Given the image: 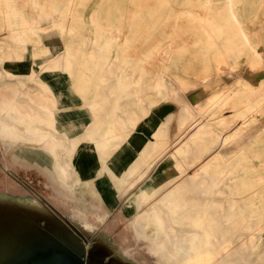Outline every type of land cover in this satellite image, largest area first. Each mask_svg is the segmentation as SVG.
Listing matches in <instances>:
<instances>
[{"label":"bare ground","instance_id":"obj_1","mask_svg":"<svg viewBox=\"0 0 264 264\" xmlns=\"http://www.w3.org/2000/svg\"><path fill=\"white\" fill-rule=\"evenodd\" d=\"M13 1L0 0V21L9 30L11 38L2 40L3 44L0 42V50L4 48L6 56L14 52L20 57L26 51V46L21 45L16 48L10 42L20 43L21 40H29L34 46L37 45L35 47L38 48V52L47 53L49 50L43 46L39 36V33L46 31V28L37 25L36 20L20 14L13 6ZM122 1L121 18L126 21L127 29L122 41L115 48L122 56L106 61L104 66L108 70L125 66L128 62L126 61L128 52L131 54L129 63L133 71L137 72L143 68L153 69L156 77L150 81L151 106L175 95L174 90H169V83L165 78L170 71L191 74L199 80L212 76L214 71L234 70L242 61L253 71L264 63L262 36L257 29L248 26L250 14L253 12L255 15L258 12V7L253 11L246 9L245 4L248 1L255 3L252 0H180L183 9L178 12L172 9V0H145L147 2L144 5L135 3L131 8L124 4L125 0ZM88 2L89 0H48L51 11L57 12L52 24L59 29L62 30L66 26L63 25L65 18L70 21V30L87 23L94 27L95 33L84 61L70 59L76 57L81 49L73 39H66L64 52L65 65L68 69L78 64L89 71L100 68L103 64L100 54L107 56L113 48L111 38L105 34V31L111 26L110 10L115 0H102L101 5L104 8L99 11L93 10L86 21L83 16ZM170 20L173 29L165 36L166 39H150L159 30L157 26L165 25ZM103 21L106 23V29L101 25ZM183 21L193 26L188 34L179 27L180 22ZM142 25L144 27L141 29ZM39 29L43 30L39 31ZM34 36L35 39H29ZM176 37L191 41L180 42ZM54 63L52 66H57V61ZM89 78L93 79L91 76ZM257 78L256 84L238 79L231 85H225L212 92L203 103H200L202 106L197 104L200 118L193 119L190 123L191 126H197L195 133L172 152L178 157L175 165L180 173L168 179L170 186L161 193H159L160 189L141 190L135 197V200L137 198L144 202L156 197L154 204L145 209L144 214H136L131 221L138 229L136 232L147 244L148 251L162 264H234L248 249V244L253 241V231L263 228L264 126L258 128L236 149L230 150V153L216 152L208 160L203 161L199 168L192 172L185 171L186 168L199 162L215 144L226 145L239 140L250 124L259 121L264 114V74L261 72ZM104 79L105 77H102V80ZM141 81H144L142 77L134 78L135 83ZM87 82H89L88 78ZM38 83L41 90L25 91L23 104L16 99V94L19 92L16 85L0 87L2 124L0 136L11 145L17 140L40 143L53 158V167H44L43 170L58 188L66 187L70 172L68 154H72L74 143L67 142L57 133L50 111V106L54 102L53 95L44 84L40 81ZM98 96L100 97L98 92L91 95L93 105ZM184 106L182 125L192 119L190 107ZM225 107L231 108L228 115L220 112ZM146 111V108L142 109V114ZM136 119L135 116L131 120L134 123ZM215 126L221 127V133L215 130ZM160 134H162L161 129L154 133L156 140L160 139ZM162 145V142L150 145V148L145 150L144 161L154 158L151 153L162 148ZM101 147L100 142V151ZM253 159H256L258 164H253ZM241 162L248 163L242 175L234 172L239 170ZM133 167L135 165L131 168ZM227 170L232 171L228 178L231 184L226 185L231 186V189L226 191L221 188L216 189L222 195L225 191V199L210 198L208 200L210 206H202L201 203L205 201L201 199L200 194L210 190L214 192L217 180L223 179L226 176L223 172ZM256 197L262 198L263 201L258 208L251 206L252 199ZM7 198L10 197L0 193V214L3 218L13 219L10 215L11 212H15L13 214L18 215L14 216L21 221L23 217L20 215L27 214L40 227H47L56 232L59 237L74 245L76 251L79 250L80 240L37 199H34L35 197L31 199L27 196L12 197L16 204H10L12 205L10 209L6 207ZM73 200L77 208L85 211L87 205L83 197ZM224 201L226 205H223ZM246 207L252 213L250 216L254 220L245 221L240 210ZM241 218L242 225L239 226L238 221L240 223ZM19 221L7 224L4 231L11 230ZM240 228L242 231H239ZM236 230L239 231L238 234H233ZM84 253L83 262H78V257L73 254H58L57 260L62 264H89L87 256L91 253L87 249ZM121 255L128 256L126 252ZM92 256L101 257V254H92ZM93 262L95 261L92 258Z\"/></svg>","mask_w":264,"mask_h":264},{"label":"crops","instance_id":"obj_2","mask_svg":"<svg viewBox=\"0 0 264 264\" xmlns=\"http://www.w3.org/2000/svg\"><path fill=\"white\" fill-rule=\"evenodd\" d=\"M17 1H13V6L20 14L36 20L39 26L50 27L48 20L44 16H39L38 7L42 0ZM39 36L43 46L49 50L47 53L38 52V48L32 44L12 41L10 43L16 48L26 46V51L20 57L14 52L6 56L4 48L1 50L0 75L14 77L5 78L2 86L14 84L20 89V84L24 82L23 78L28 77L34 83L32 82L26 90L20 89V93L16 95L17 100L24 99L25 91L41 90L38 81L52 93L54 102L50 106V111L54 127L67 142L74 143L73 152L68 158L71 167L68 172L70 189L77 197H83L86 203H92L98 219H122L132 214L134 219L136 214H144L149 208L146 210L143 208L147 202L137 198L135 200L140 191L160 189L161 193L170 186L168 179L180 173L175 165L178 157L172 152L184 144L197 129V126L191 125L189 128L182 127L184 105L190 107L192 118H200L198 105L202 106L200 103H203L212 92L225 85L229 86L238 79L256 84L260 75L257 71L245 67L224 69L225 74L219 73L217 77L203 81L189 80L178 73H173L171 75L175 76L174 82L183 102L180 104L167 99L151 106L148 70L135 72L131 68L119 72L116 68L108 70L104 67L89 71L81 67V64L68 69L65 65L64 44L63 50H59L60 36L49 28L39 33ZM35 38L36 36L29 39ZM6 39H11L9 30L0 21V40ZM83 56L82 53H78L76 59L81 61ZM55 61L57 66L53 67ZM90 76L93 79H90ZM138 76L144 81L135 83L134 78ZM102 77L105 79L102 80ZM97 92L100 97L98 96L93 105L91 95ZM135 93H138L137 97L141 98L142 102L136 100ZM145 108L147 111L142 114V109ZM135 116L137 119L133 123L131 119ZM190 128L195 130L187 136ZM160 129L162 134L160 139L156 140L154 133ZM206 138L208 139L207 136ZM158 142H162V148L152 152L154 158L145 162V150ZM15 152L16 157L21 155L22 162L38 164L42 170L48 167L41 154L36 153L38 151L29 150V156L27 151L22 153L20 151L18 154L16 149ZM212 153L213 150L205 155ZM150 164L148 168L147 165ZM133 165L135 167L131 168ZM77 217L82 218L80 215Z\"/></svg>","mask_w":264,"mask_h":264},{"label":"rangeland","instance_id":"obj_3","mask_svg":"<svg viewBox=\"0 0 264 264\" xmlns=\"http://www.w3.org/2000/svg\"><path fill=\"white\" fill-rule=\"evenodd\" d=\"M252 1H254L255 3L252 4L248 1V3L245 4L246 9L253 11V9L257 10L258 7V12L255 15L253 14V12L252 14H250L248 19V26L252 29H257L260 36H262L264 42V0ZM101 2L102 0H89L83 16L86 21H88L90 17L89 14H91L93 10L97 9V11H99L100 9L102 10V8H104V6L101 5ZM146 2L147 1L145 0H125L124 4L128 8H131L135 3L144 5ZM120 3H123V1L115 0V3L111 6L110 28L106 29V23L104 21L101 22V25L106 29L105 34H108V36L111 38L113 48L107 56L105 54H100V57L103 60V64L100 65V69H104L106 61L118 59L119 56H122L115 49L116 46L120 43V40L123 38V35L126 33L127 29L126 21L122 20L121 18ZM48 4V0H42L40 2L38 7L39 16H44L48 20V23L50 25V27L48 28L60 36L61 39L59 40L61 41V45L59 50H63V44L65 43L66 39H73L77 44L80 45L81 51L79 53H82L84 55V58L81 60L84 61L86 59L85 54L87 53V50L92 42L95 33L93 25L87 23L83 26L81 25L77 28L75 27L73 30H70V21L65 18L63 21V25L66 26L63 27V29L61 30L52 24V20L57 17V12L51 11ZM171 5L172 9L175 12H178L183 9L180 0H172ZM171 22L172 21L170 20L169 23L165 25L157 26L159 30L150 39H166L165 36L170 33L173 29ZM143 27V25L140 26L141 29ZM179 27L184 29L187 34L190 33L193 29V26L189 25V23L186 21L180 22ZM48 28H46L45 30H47ZM42 30L43 29H39V31ZM176 39H178L180 42L186 41L187 43H190L189 41H191V39H181V37H176ZM0 42L1 44H3L1 40ZM19 42H22L24 44H32L33 47L37 46H34L33 42L29 40H21ZM36 49L34 50L36 51ZM129 55L131 54H128L127 52L126 61L128 62L125 64V66L116 68L119 72L131 69L129 63V61H131V57ZM76 57H78V54L76 55ZM76 57L70 58L71 60L76 61L78 60L76 59ZM238 67H245L247 69H250L244 61H242ZM263 68L264 63L262 64V66L258 67L254 71H257L258 74H260L261 72L262 74H264ZM146 70H148L147 72L150 73L147 77L150 81H153L154 77H156L154 70L150 68H143L141 72H144ZM87 72L89 73V71ZM222 72L224 73L225 71H214V75H210L208 78H215V76L217 77V74ZM173 73H178L182 75V77L186 75L185 78L189 80L193 79L197 81L198 78L191 74L187 75L180 71H170L168 76L165 77L169 83V90L175 91V95L168 99H172L181 104L183 101L181 99L180 91L176 86V83L174 82L175 76L171 75ZM5 78L11 79L14 77L1 74L0 86L5 83ZM23 79L24 82L21 83L19 87L20 89L26 90L30 87V84H32L33 81L31 78L28 77H24ZM205 79H207V77ZM20 89L17 94L20 93ZM135 94L136 100L142 102L141 98L137 97L138 93ZM23 98L25 99L24 92ZM24 99L18 100V102H21L23 104ZM230 110L231 108L225 107L220 112L226 115L230 113ZM193 119L194 118L185 122L182 127L186 128L188 126L189 128V125L190 123H192L191 121ZM259 121L262 123H260ZM259 121L256 124H250L248 126V129L243 133V136L239 140L226 145H218V143L215 144L211 149L213 150L212 154L216 152L230 153L233 149H236L238 145H240L242 142L246 141L251 135H253L258 128L264 126V114L259 119ZM0 126H2L1 122ZM188 130V132L190 133L187 132V136H189V134H191V132H193L195 128H190ZM215 130L221 133L220 126H215ZM16 149L18 154L20 151L21 153L27 151L28 156L30 155L29 150L35 152L38 151L36 153L41 154V158L48 163H45L46 166H48L49 168H52L53 166V158L47 153V151L43 148L40 143L34 141L30 142L28 140H17L11 145L0 136V193H5L6 196L10 197L6 199V202H8L6 207L10 209L12 208V205L16 204L12 197L16 198L17 196H27L30 199L35 197L34 199H37L47 210H49L59 221H61L70 231L75 234L77 239L80 240L81 244L78 248L79 250L76 251L74 245H71L69 241H66V239L62 237H59L56 232L48 229L47 227H40L36 223V221L29 218V215L27 214L23 213L20 215L23 217L21 221L18 220V217L16 218L14 216L18 215L13 214L15 212H11L12 214L10 215V217L12 216L13 219H5L6 217L3 218L0 214V232H2L0 233V264H62L57 260L58 254H73L78 257V262H83L85 261V249H87L88 252L91 254L102 255V258H100L99 256H93V260L95 262H91L90 264H105V261H103L102 259L112 260V258L115 257L117 259L119 258V264H162L157 260L154 255H152L148 251L147 244H145V242L141 239L140 234L136 232V230L138 229L136 228V225L133 226L132 224L133 214L127 215V218L125 217L122 219H98L96 218L97 215L95 214V209H93L95 207L92 206V203L88 202V204L86 203L87 207L86 209H84L85 211L80 210L76 207L77 205L73 200L74 198L80 197H77V195L72 192L73 190L71 191L70 185L68 184V180H66V187L58 188L53 183L49 175L44 172V170H42V167L39 168L37 165L32 164L29 161V163H25L24 161L22 162V159L20 157L21 155L16 157ZM70 155L71 154H68V157ZM211 155H204L201 159L202 161L200 160L196 163L197 165L195 164L193 165V167H189L188 169L186 168L185 171L192 172L193 170L199 168L201 163L205 160H208ZM252 163L258 164V161L256 159H253ZM247 165V162H241L239 170H234V172L236 174L242 175L243 173H245L244 167ZM150 166L151 164L147 167L149 168ZM231 172H229L228 170L223 172V174L226 176L223 179L217 180L214 192H211L210 190L207 193H202V195L200 194L201 199L205 201L201 203L202 206L209 207L210 204L208 203V200L210 198H213L214 200L225 199L226 189H231V186H226L227 184H231L230 179H228L229 173ZM219 188L225 190L223 195L216 190ZM155 200L156 197L145 201L147 202V204H144L143 208L147 209L148 207H151V205L154 204ZM252 202L253 203L251 204V206L258 208L261 206L263 201L262 198L256 197L252 199ZM224 204L226 205L225 201L223 202V205ZM248 210L249 209L246 207V209L244 210L241 209L240 212L245 217V221H252L254 220L250 216L252 215V213ZM79 215L80 217H82L81 219L77 217ZM16 221H19V223L14 224L11 230L7 232L4 231L5 226L7 224ZM241 221L242 218L240 219V223L238 221L239 226L242 225ZM262 226V229L253 231V241L248 244V249L245 250L243 254L241 253L242 255L240 256V259L234 264H264V224ZM239 231H242V229L240 228ZM239 231L236 230L233 234H238ZM123 252H126L128 256L123 257L121 255Z\"/></svg>","mask_w":264,"mask_h":264},{"label":"flooded vegetation","instance_id":"obj_4","mask_svg":"<svg viewBox=\"0 0 264 264\" xmlns=\"http://www.w3.org/2000/svg\"><path fill=\"white\" fill-rule=\"evenodd\" d=\"M87 258H88L87 261L90 264L92 262V258H93L92 254H88ZM100 258H102V255ZM118 259L115 257V258H112V260H110V259H102V260L105 261V264H119L120 260H118ZM124 264H127V263H124Z\"/></svg>","mask_w":264,"mask_h":264}]
</instances>
